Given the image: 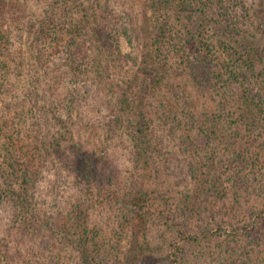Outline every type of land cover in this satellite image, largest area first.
I'll return each mask as SVG.
<instances>
[{
  "label": "trees",
  "instance_id": "trees-1",
  "mask_svg": "<svg viewBox=\"0 0 264 264\" xmlns=\"http://www.w3.org/2000/svg\"><path fill=\"white\" fill-rule=\"evenodd\" d=\"M138 3L0 0V264H264V0Z\"/></svg>",
  "mask_w": 264,
  "mask_h": 264
},
{
  "label": "rangeland",
  "instance_id": "rangeland-1",
  "mask_svg": "<svg viewBox=\"0 0 264 264\" xmlns=\"http://www.w3.org/2000/svg\"><path fill=\"white\" fill-rule=\"evenodd\" d=\"M138 4H137V9L139 10V14H140V18L142 19V20H145V23H146V25H147V31H146V34H145V39H150L151 37H152V34H153V32H154V30L152 29V24L151 23H149V15H147V13L145 12V10H143L145 7H144V5H145V3H146V0H138ZM130 8H132L133 7V4H132V6H129ZM263 246V245H262Z\"/></svg>",
  "mask_w": 264,
  "mask_h": 264
}]
</instances>
